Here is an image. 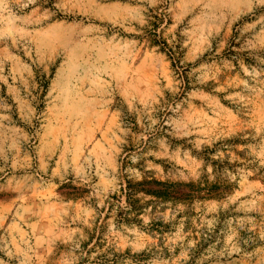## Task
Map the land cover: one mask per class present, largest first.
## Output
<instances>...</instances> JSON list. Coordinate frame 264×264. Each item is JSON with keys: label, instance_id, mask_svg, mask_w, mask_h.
<instances>
[{"label": "rangeland", "instance_id": "obj_1", "mask_svg": "<svg viewBox=\"0 0 264 264\" xmlns=\"http://www.w3.org/2000/svg\"><path fill=\"white\" fill-rule=\"evenodd\" d=\"M0 264H264V0H0Z\"/></svg>", "mask_w": 264, "mask_h": 264}, {"label": "trees", "instance_id": "obj_2", "mask_svg": "<svg viewBox=\"0 0 264 264\" xmlns=\"http://www.w3.org/2000/svg\"><path fill=\"white\" fill-rule=\"evenodd\" d=\"M181 186H188V185H182L178 183H169L165 181L158 180L156 178H149L144 179L142 181H136L133 182L129 179H127V202L129 206H127V210L125 213L120 212V219L119 221H136V217L141 214V210L143 206L141 205V200L138 198V194L144 193L146 195L154 196L156 198H161L163 200H168L170 198L180 199L183 197L184 199H187L190 196V193L184 192L179 193ZM192 187V186H190ZM217 189V188H213ZM204 188H199L196 191H202ZM189 191H195L194 189H189ZM180 194V195H177ZM177 195V196H176ZM181 196V197H180ZM134 214L132 218L129 216Z\"/></svg>", "mask_w": 264, "mask_h": 264}]
</instances>
